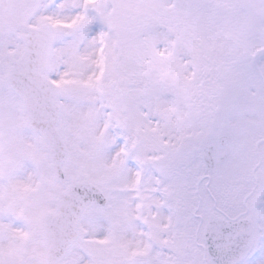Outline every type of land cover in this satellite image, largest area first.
<instances>
[{
    "label": "snow or ice",
    "instance_id": "snow-or-ice-1",
    "mask_svg": "<svg viewBox=\"0 0 264 264\" xmlns=\"http://www.w3.org/2000/svg\"><path fill=\"white\" fill-rule=\"evenodd\" d=\"M0 264H264V0H0Z\"/></svg>",
    "mask_w": 264,
    "mask_h": 264
}]
</instances>
